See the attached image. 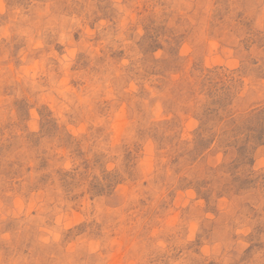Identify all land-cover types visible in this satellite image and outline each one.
I'll use <instances>...</instances> for the list:
<instances>
[{
  "label": "rangeland",
  "instance_id": "rangeland-1",
  "mask_svg": "<svg viewBox=\"0 0 264 264\" xmlns=\"http://www.w3.org/2000/svg\"><path fill=\"white\" fill-rule=\"evenodd\" d=\"M0 264H264V0H0Z\"/></svg>",
  "mask_w": 264,
  "mask_h": 264
}]
</instances>
